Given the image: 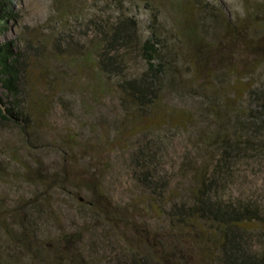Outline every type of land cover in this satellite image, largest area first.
Masks as SVG:
<instances>
[{"label":"rangeland","instance_id":"1","mask_svg":"<svg viewBox=\"0 0 264 264\" xmlns=\"http://www.w3.org/2000/svg\"><path fill=\"white\" fill-rule=\"evenodd\" d=\"M189 3L202 10L197 18L202 41L195 52L205 61L236 56L232 63L241 66L246 51L225 23L264 19V0H15L16 16L0 42H12L23 73L33 70L44 80L49 109L24 129L0 120V253L30 264L28 253L11 239L21 229L37 247L41 264L65 253L76 264H124L128 247L138 248L146 231L168 226L142 206V173L169 203L181 204L194 169L211 164L210 173H219L218 197L251 201L264 210V150L234 143L240 132L234 112L247 107L246 98L231 109L223 103L235 77L227 67L192 80L181 12ZM120 20L135 25L118 51L124 75L144 72L139 44L154 35V45L170 63L162 106L189 114L181 126L128 133L130 117L148 112L121 100L113 88L116 79L108 84L83 66V54L96 60L100 46L116 48L111 31ZM28 77L29 72L23 80L30 93ZM247 80L264 88V64L248 69ZM0 99L9 100L1 88ZM225 139L232 150L223 159ZM253 248L264 250V230L253 232ZM61 260L66 263L65 256Z\"/></svg>","mask_w":264,"mask_h":264},{"label":"trees","instance_id":"2","mask_svg":"<svg viewBox=\"0 0 264 264\" xmlns=\"http://www.w3.org/2000/svg\"><path fill=\"white\" fill-rule=\"evenodd\" d=\"M201 11L195 3L182 5L181 8L182 31L187 41L184 46V56L187 57L191 66L192 80L196 83L203 76H209L213 70H226L225 68L228 67L229 71H226L235 79L223 103L230 109L244 98L247 103L246 108H240L234 112L238 116L240 130L234 143H246L249 149L258 147L263 151L264 88H253L250 81L244 82V80L248 69L264 64V19H248L237 25L226 21L225 29L232 32V36L246 51L245 61H242L240 66L238 63H232L236 60V56L230 59L228 55L221 61H213V56H210L205 61L195 52V44L202 41L200 30L197 29L198 15ZM15 12V0H0V36L4 34L8 23L15 18ZM130 22L132 28L127 27L126 22L121 20L112 27L111 38L114 45H117L116 48L111 47L105 50L100 46L95 53L96 60L83 54L84 58L81 59L83 66L86 65L92 73L105 77L108 84L116 79L117 81L113 82V88L122 96L121 100L129 108L137 107L136 110L148 112V115L130 117L133 119V125L127 131L128 133L136 134L163 125L181 126L185 120L189 119V114L175 112L173 109L162 106V83L168 76L167 65L170 63L165 58V54H162L154 45L153 42H156L154 35L142 39L139 44L146 66L144 72L135 78L124 75L123 65H121L122 57H118V51L127 46L130 33L127 30L135 29L133 21ZM257 28L261 34L255 37L249 34L250 30ZM239 35L242 36L241 39ZM211 61L213 62L210 63ZM21 66L19 54L14 51L12 42H0V88L9 98L7 104L0 99V120L15 121L24 129L30 125V121L43 119L49 109V100H47L49 93L43 90L42 85L45 82L40 81L42 78H39V74L33 70H25V73L29 72L28 83L31 87V92L27 93L24 86L26 78L23 80L25 73ZM208 85L211 88V84ZM28 94L30 95L27 96ZM25 95L29 99H26ZM244 135L246 137H243ZM219 139L221 140V136ZM106 144L109 145V143ZM220 145L222 149H225L222 152L224 159L232 149L228 148L230 147L228 139ZM94 150L97 153L98 149ZM210 166L211 164L194 169L187 199L181 204L169 203L171 199L155 191L151 180L148 181L146 175L141 174L144 179L142 181L143 208L154 212L156 217H164L168 226L166 230L146 231L139 238L141 245L138 248L128 247L129 255L124 264H264V250L253 248V232L264 230L262 206L251 201H224L218 197L216 192L219 189V173L215 170L210 173ZM11 239L15 241L17 249L28 253L30 264H41L42 259L39 258L37 247L32 246L29 234L20 229L19 234ZM128 244L130 246V241ZM47 255L43 257H50ZM64 256L66 263L61 260ZM64 256L57 255L55 261L46 258L44 261H48V264H76L75 258L66 253ZM0 264L16 263L11 255L0 253Z\"/></svg>","mask_w":264,"mask_h":264}]
</instances>
